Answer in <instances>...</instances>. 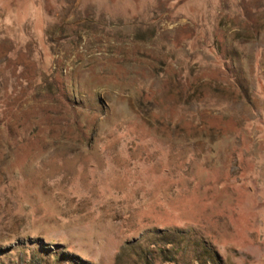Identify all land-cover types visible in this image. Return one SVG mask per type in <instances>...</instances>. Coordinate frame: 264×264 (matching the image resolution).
I'll return each mask as SVG.
<instances>
[{
  "label": "rangeland",
  "instance_id": "374dc122",
  "mask_svg": "<svg viewBox=\"0 0 264 264\" xmlns=\"http://www.w3.org/2000/svg\"><path fill=\"white\" fill-rule=\"evenodd\" d=\"M141 251L264 264V0H0V264Z\"/></svg>",
  "mask_w": 264,
  "mask_h": 264
},
{
  "label": "trees",
  "instance_id": "16d2710c",
  "mask_svg": "<svg viewBox=\"0 0 264 264\" xmlns=\"http://www.w3.org/2000/svg\"><path fill=\"white\" fill-rule=\"evenodd\" d=\"M155 243H161L162 246H158L154 251L158 253L160 256L164 257V262H172L175 263L177 261V253L179 252V248H176L174 246V243H177L174 239H171L170 237H161ZM204 248V247H203ZM204 252H208L207 249L203 250ZM148 254H151L150 252H144L141 251L139 253V264H150V258L148 257ZM191 263L192 264H215L213 257L208 256L205 258V262L202 263L199 256H193L191 257Z\"/></svg>",
  "mask_w": 264,
  "mask_h": 264
}]
</instances>
